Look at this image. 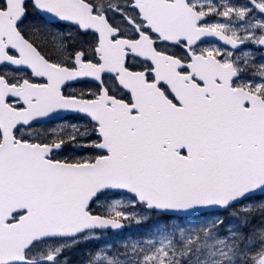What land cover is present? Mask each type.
<instances>
[{
    "label": "snow or ice",
    "instance_id": "obj_1",
    "mask_svg": "<svg viewBox=\"0 0 264 264\" xmlns=\"http://www.w3.org/2000/svg\"><path fill=\"white\" fill-rule=\"evenodd\" d=\"M0 264H264V0H0Z\"/></svg>",
    "mask_w": 264,
    "mask_h": 264
}]
</instances>
